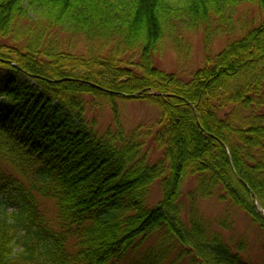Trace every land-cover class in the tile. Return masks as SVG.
Instances as JSON below:
<instances>
[{
  "label": "trees",
  "instance_id": "obj_1",
  "mask_svg": "<svg viewBox=\"0 0 264 264\" xmlns=\"http://www.w3.org/2000/svg\"><path fill=\"white\" fill-rule=\"evenodd\" d=\"M245 4L263 21L213 57L211 34ZM179 27L204 34L205 65L187 83L154 66ZM136 94L160 117L127 133L114 101ZM213 197L264 234V0H0V264H252L219 232L226 220L199 212Z\"/></svg>",
  "mask_w": 264,
  "mask_h": 264
},
{
  "label": "rangeland",
  "instance_id": "obj_2",
  "mask_svg": "<svg viewBox=\"0 0 264 264\" xmlns=\"http://www.w3.org/2000/svg\"><path fill=\"white\" fill-rule=\"evenodd\" d=\"M229 21L224 30L226 33L221 35L211 34V55L217 56L224 50L225 47L232 44L234 40L241 38L245 33L254 27H257L263 21V15L256 5L245 4L238 7L232 14L228 16ZM215 26V25H214ZM176 44L173 46V39H165L162 43V48L155 58V68L166 74L173 75L182 83H187L194 73L202 69L205 65L206 49L204 42V34L202 29L189 31L186 27H179L177 34ZM137 58V57H136ZM163 99L176 98L172 94L159 95ZM138 98V97H136ZM136 98H119L114 101L115 108L118 114L119 125L125 132L129 133L140 125L150 127L160 117L159 110L156 106H151L144 101L137 100ZM182 100V99H180ZM184 105L192 107L187 101H182ZM103 111L99 120V125L102 130H105L112 124V115L110 104L103 105ZM90 115H93L90 114ZM194 119H187L188 124L180 128L183 135H185V151L191 152L195 147V142L192 138L194 132L199 131L200 123L197 114L194 111ZM193 126V127H192ZM177 141V140H176ZM150 150L151 160L158 161L161 158L162 151L156 146H152L149 142L147 144ZM195 188V179L189 178L186 180L181 201L186 211L188 206L187 194ZM161 197V192L158 184H154L150 189V194L147 199L149 206L155 205ZM42 210L49 220L55 214L53 202L49 200H41ZM228 202L223 203L218 201L215 197L207 200H197V208L199 212L213 223L220 221L228 223V229L225 230L221 227L218 228L221 235L226 239H232L233 242L238 243L241 241L245 244V258L252 262V264L261 263L264 260V234L260 232L258 227L251 223L248 216L226 205ZM12 208H10L11 210ZM231 211V212H227ZM227 215V217H225ZM220 218V219H219ZM220 220V221H219ZM225 222V223H226ZM221 223V222H220ZM213 228L217 226L212 225ZM156 238L152 240L154 241Z\"/></svg>",
  "mask_w": 264,
  "mask_h": 264
},
{
  "label": "water",
  "instance_id": "obj_3",
  "mask_svg": "<svg viewBox=\"0 0 264 264\" xmlns=\"http://www.w3.org/2000/svg\"><path fill=\"white\" fill-rule=\"evenodd\" d=\"M139 94H136V95H131V96H123L124 98H136L138 97ZM225 148V146H224ZM226 149V148H225ZM227 150V149H226ZM228 159L230 161V157H229V154H228ZM230 165L232 167V164H231V161H230ZM254 204H255V210H256V213L264 220V211L262 210V208L260 207L259 205V202L257 201L256 198H254Z\"/></svg>",
  "mask_w": 264,
  "mask_h": 264
},
{
  "label": "bare ground",
  "instance_id": "obj_4",
  "mask_svg": "<svg viewBox=\"0 0 264 264\" xmlns=\"http://www.w3.org/2000/svg\"><path fill=\"white\" fill-rule=\"evenodd\" d=\"M99 166L97 165V164H94L93 166H92V168L93 169H96V168H98Z\"/></svg>",
  "mask_w": 264,
  "mask_h": 264
}]
</instances>
